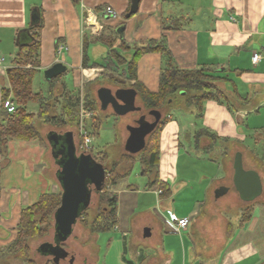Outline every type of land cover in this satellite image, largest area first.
Listing matches in <instances>:
<instances>
[{"label":"crops","instance_id":"crops-1","mask_svg":"<svg viewBox=\"0 0 264 264\" xmlns=\"http://www.w3.org/2000/svg\"><path fill=\"white\" fill-rule=\"evenodd\" d=\"M107 7L114 10L113 16L105 13ZM130 7V0H0V54L4 57L0 64V109L2 88L10 87L8 72L15 67L20 46L30 43L29 28L36 8L39 14L41 11L44 20L41 66L37 72L45 73V70L57 62L64 63L67 69L70 64L78 87L76 90L81 89L78 96L82 98L83 107L86 83L96 80L103 72L101 67H83L85 35L96 36L108 28L119 35V42L123 39L130 45H140L151 39H165L170 56L159 52L144 54L137 65L138 82L151 92H157L161 73L167 68H209L226 78L222 89L230 98L233 109L214 99L204 103L199 116L192 115L181 106L174 108L172 112L178 111L179 118L172 115L161 132L162 153L159 166L160 179L170 184L171 194L160 196V191L153 186L158 209L161 208L159 205L162 200L178 196L175 188L180 187V179L185 183L184 192L200 188L201 184V190L212 191L214 194L217 188L226 187L227 192L216 197L217 200L224 199L225 205L238 204L243 209L247 203L255 200L257 203L254 205L253 216L246 222H242V215L237 222H231L220 212L221 205L214 202L207 206L204 216H201V207L197 209L195 205L190 210L169 207L161 215L152 210L137 212L130 221L131 228L121 231L120 236L111 238L104 264H263L264 0H142L139 11L132 17L125 18ZM175 19L178 21L175 22ZM120 26L125 27L123 37L118 32ZM21 33L27 39L22 40ZM255 52L261 55V60L257 63L252 59ZM89 64L92 63L89 61ZM100 65H104V62ZM109 75L112 80L98 79V87L116 80L119 84L122 81L116 74ZM120 87L125 88L123 85ZM66 88L69 93L72 92L70 95L75 94V90ZM90 90L92 92V85ZM137 99L141 101L139 95ZM167 109L161 112L162 118L170 111ZM83 112L84 109L82 114ZM87 113H91L86 118L90 119L93 113ZM184 113L197 118L196 122L189 123V128H185ZM120 119L123 123L129 121L126 117ZM191 127L196 129L191 130ZM201 129L217 134L218 142L211 147L212 140L203 137L199 141L200 147H197L194 134ZM252 130L256 138L249 143V132ZM77 134L81 137L80 128ZM191 150L200 156L218 152L219 156H223V167L212 162L209 172L200 168L201 178L197 170L194 174H182L179 170L181 156L183 152ZM1 153L0 148V160ZM238 153L242 154L244 168L257 171L261 177L263 190L252 201L241 198L234 184V161ZM172 163L175 164L174 169L170 166ZM3 165L0 163V218L1 224L11 234L17 228L23 208L14 210L10 217L1 216L5 212L1 185L5 171ZM30 195V192H26L24 197L28 200ZM198 201L200 200H195L196 204ZM117 208L116 232L122 227L126 228L127 224L126 219L123 225L119 205ZM169 212L180 218L189 217L188 227L180 233L176 232L168 222ZM140 219L142 221L138 223ZM252 220L255 222L254 226H250ZM130 245L132 257L129 256Z\"/></svg>","mask_w":264,"mask_h":264},{"label":"trees","instance_id":"trees-1","mask_svg":"<svg viewBox=\"0 0 264 264\" xmlns=\"http://www.w3.org/2000/svg\"><path fill=\"white\" fill-rule=\"evenodd\" d=\"M125 18H127L126 15ZM177 21L178 19H175V22ZM43 28L44 20L40 11L39 21L29 28L30 43L20 46L15 60V67L11 68L8 72L10 87L3 86L2 88V107L0 109V148L2 152L7 150L11 140L22 139L24 141H33L39 139L40 133L35 128V122L37 120L61 128L72 125L77 128V132L79 131L80 96L71 95L70 99L66 102L62 114L60 116H54L51 112V105L48 98L42 92L33 91V80L41 66V34ZM104 31L96 36L85 35L84 38L83 67H101L103 69V72L96 80L90 81L85 85L84 109L86 112L93 113V116L90 119H86L84 123V128L87 133L89 135L95 133L103 121L100 114L101 109L98 104V98L96 95H93L90 86L97 81L99 82L98 79L108 78V80H112L109 73L116 74L117 78L126 80L132 88L136 89L142 106L146 110L150 111L155 109L162 112L168 108L167 110L170 111L162 118L153 133L148 136L147 146L143 151L137 156L124 154L117 161L111 163L109 172L111 174L115 172V176L111 180H107L108 183L100 196V202L103 207L101 209L99 208L98 216L90 225L91 232L98 236L112 233L116 230L118 226L117 207L119 198L116 190L118 187L124 186L122 185L123 181L127 179L136 162L142 167L144 175L154 174L156 177L155 180L150 182V186L148 185L146 187L147 189L154 186L157 188V191H160V196H169L171 194L170 184L160 179L159 166L162 153L161 132L164 126L172 119L171 112L174 108L181 106L192 115L199 116L204 109V103L214 99L227 104L233 109L230 98L227 97L222 89L223 82H225L226 78L209 68H167L161 73L159 90L157 92H151L137 80L138 61L144 54L152 52H159L170 56L165 39H151L140 45H130L123 39L119 42L120 38L116 32L115 34L108 33V28ZM92 43L107 46L108 51L104 57V65L97 63L89 64L88 50ZM169 66L171 67L170 64ZM55 80L53 79L50 82L53 84ZM115 82L117 83V80ZM9 98L15 103L16 110L14 112H9L3 105V102ZM32 101L39 104L37 112H30L27 109L28 103ZM77 135L79 136V134ZM203 137H208L212 140L211 147L219 139L217 134L206 129H201L194 134L197 147H200L199 141ZM79 140L81 144L83 137H79ZM89 150L95 152L93 147ZM98 152L101 154L103 160L109 157L104 151ZM122 163H128L130 169L120 175L117 174V170L123 165ZM129 186L132 187L131 185ZM108 187L109 189H107ZM62 193V189L58 194L52 192L43 193L35 203L22 209L17 225L16 237L8 246L11 252L23 251L28 256L30 251L29 240L45 237L50 233L52 226L54 229V216L56 210L61 206ZM253 213L254 206L246 208L241 214L242 222L248 221L253 216ZM110 243L111 239H108L107 246Z\"/></svg>","mask_w":264,"mask_h":264},{"label":"rangeland","instance_id":"rangeland-1","mask_svg":"<svg viewBox=\"0 0 264 264\" xmlns=\"http://www.w3.org/2000/svg\"><path fill=\"white\" fill-rule=\"evenodd\" d=\"M108 33L114 34L115 31L110 29ZM21 37L22 40L27 39L24 33H21ZM107 51V46L103 44L94 45L92 43L89 51V61L91 63L99 62L100 64H102L104 62V56ZM68 62L70 63L71 60H69ZM75 83V75L73 73V69L69 64L67 71L59 75L53 85L51 83V86L50 82H48L45 77L44 71L37 72L33 80V91L42 92L50 102L52 114L54 116H60L64 110L67 100L71 97L70 93L72 94V92L69 93V91H67L66 87H68V90L70 91L75 90V94H73L74 96H78V94L81 93V89H79L80 91L76 90L78 89V87ZM106 84H108V82ZM98 85V82L92 84V93L94 96L96 95L95 90L97 89ZM81 101L79 103L80 124L83 119L82 110L84 109ZM137 105H142V102L139 99H137ZM27 109L30 112H37L39 109V104L35 101H32L28 103ZM143 109V112H148V110H146L145 108ZM109 112L111 111H106L107 114H110ZM83 113H87L85 109ZM104 113L105 112L100 113L102 118L106 116V114ZM172 113L173 117L179 118L178 111H174ZM138 115V113H131V117L126 123H123V121L117 116H106L102 121L100 128L95 131V133L90 134V136L93 138L92 146L95 150L94 157L100 163H102L106 169V181L104 188L108 183L107 180H111L115 176V172L112 174L109 172L111 163L117 161L120 156H123L124 154H130L125 150L124 147L126 139L129 135L126 127L128 126L127 124H134V118ZM183 118V122L186 125L185 128H189L190 122L197 121L196 116H192L188 113H184ZM252 123L253 119L251 120V124ZM78 127L80 128L81 126ZM35 128L40 133L39 139H35L30 142H26L22 139L11 140V143H9L7 150L1 153L2 158L0 160V163L1 165H6H3L5 171L3 172V176L1 178L3 191L2 204L5 209H3V211L5 212L1 213V216L3 218L10 217L14 210L17 211L20 208H24L29 206L30 204H33L43 193L52 192L58 194L61 191V185L57 178L58 165L55 161V158L53 157L47 135L51 131L73 130L78 140L77 133L79 131L77 132V128L72 125L61 128L59 126L39 120L35 122ZM190 129L194 130L196 128L191 127ZM249 134L250 136L248 141L250 143V141H252L256 137L253 135V130L250 131ZM98 151L106 152L109 157L106 160H103L101 154H99ZM163 153H165V151ZM138 154L132 155L137 156ZM222 157L223 156H219L218 152L206 154L203 156H200L192 150L187 151V153L183 152L179 162V170L182 174H194V171L197 170L198 174L200 173L201 178L202 170H200V168L203 170L205 169L209 172L212 162L220 164V166L223 167L222 163L224 159ZM122 164L123 165L118 168L117 174L121 175L130 169V165L128 163ZM207 165L209 166L207 167ZM170 166L172 169H174L175 164L172 163ZM222 171L223 169H221V172ZM155 179L156 177L154 174L144 175L142 167L138 162H136L127 179L123 181L122 185L124 186L121 185L122 187H118V189L116 190L119 194L118 205L121 211L123 225L125 224L127 219L126 228L122 227L120 231L101 234L99 235V237L97 234L91 232L90 225L98 216L99 208L101 209L103 207L100 202V196L101 193L104 192V188L102 192L93 194L90 206L80 217L72 234L65 241L67 249L69 251L75 252V264H84V262H86V264H104V258L106 256L105 254L108 250V239L120 236L119 234H121V231L130 229V221L137 212L141 213L145 210H152L155 214L161 215V213H165L169 207H178L179 210H190L191 206L195 205L197 209H200L201 207V216H204L207 212V206L214 202L218 204V206L221 205L220 212L223 215H226L231 220V222H237L241 216L240 211L243 212L246 208L254 206L257 203L256 200L254 202L247 203L248 205H245L246 207H244L243 209L242 207L238 206V204L231 206L225 205L224 199L217 200L214 192H205L204 190H201V188H203V184L200 185V188L184 192L185 189L183 188V185L185 183L183 182V179H180L178 183L180 187L175 188L178 196L175 199L168 198L162 200L159 205L161 206V208L158 209V205L156 203L157 197L154 194V188H150L151 190L149 191L145 189L148 185L150 186V182ZM129 185H131L132 187H130ZM107 189H109V187ZM26 192L31 193L30 197L28 198L29 201L24 197V194ZM174 200L176 201L174 202ZM195 200L204 202L202 203L198 201L196 204ZM256 213V215L258 216V209ZM1 219L2 218H0V264H50L51 257L49 255L41 254L39 246L43 242L52 241L55 227L53 229L52 226L50 233L45 237L30 239V251L28 253V256H26L23 251H18L15 253L10 251L11 249L8 246L15 239L17 228H14L13 232H11L10 234V231H8L6 227L1 224ZM253 219H255V217ZM141 221L142 219L138 220L137 222L141 223ZM254 223L252 220L250 222V226ZM168 236H170V234ZM253 239L255 240V238ZM261 250H264V248H261ZM132 255L133 252L130 245L129 256L132 257Z\"/></svg>","mask_w":264,"mask_h":264},{"label":"water","instance_id":"water-1","mask_svg":"<svg viewBox=\"0 0 264 264\" xmlns=\"http://www.w3.org/2000/svg\"><path fill=\"white\" fill-rule=\"evenodd\" d=\"M130 1L131 7L126 15L127 18L139 11L142 0ZM39 18V10L36 8L32 13L31 26L37 23ZM124 28V26H120L118 29L121 37H123ZM66 70L67 66L64 63L57 62L45 70V77L52 80ZM137 95L134 88H117L113 91L109 87H100L98 90L102 108L106 109L111 103L114 112L119 116L140 110V107L136 106ZM161 118V111L154 109L141 115L137 120L138 125H128L129 135L125 142V150L130 154H138L143 151L147 146V137L156 129ZM47 138L53 147L52 153L58 165L57 178L63 193L61 206L56 210L54 216L57 243L43 242L39 250L43 255H54V262L62 264L64 258L72 257L73 254L61 248L58 243L66 241L72 234L79 217L91 204L92 192L99 193L103 190L106 169L103 164L93 158L89 150L77 153L72 131H53L48 133ZM234 169V184L241 198L246 201L255 200L263 190L258 172L244 168L241 153L235 156ZM225 192H227L226 187L217 188L216 197Z\"/></svg>","mask_w":264,"mask_h":264},{"label":"flooded vegetation","instance_id":"flooded-vegetation-1","mask_svg":"<svg viewBox=\"0 0 264 264\" xmlns=\"http://www.w3.org/2000/svg\"><path fill=\"white\" fill-rule=\"evenodd\" d=\"M118 82H119V80H118ZM110 85V86H109ZM109 85H101V86H99L98 87V89H97V91H96V95H97V98H98V90H99V88L100 87H109V88H111L113 91H115L117 88H122V87H120V86H122L123 85V87H125V88H129L130 86H129V84H127V81L126 80H123L122 79V81H120V84L119 83H116V82H112L111 84H109ZM112 86V87H111ZM113 87H115V88H113ZM98 104H99V107H100V109H101V113H103V112H105L104 114H106V116H110V115H114V116H117V117H119V115H117L115 112H114V109H113V107H112V104L111 103H109V105L107 106V108L106 109H103L102 108V103H101V101L99 100V98H98ZM136 106H138V107H140V110H138V111H133V112H129V113H127V114H125V115H123V116H120V118H122V117H126V118H130L131 117V113H138L139 115L138 116H136L135 118H134V124H132V125H138L137 124V120L140 118V116L141 115H143V114H146L145 112H143L142 110H144L143 108V106L142 105H137V99H136ZM85 107V106H84ZM106 111H111V112H109L110 114H107L106 113ZM149 112V111H148ZM147 112V113H148ZM105 116V117H106ZM86 121L84 120L83 121V126L85 127V123ZM160 123V122H159ZM127 125H130V124H127ZM159 125V124H158ZM157 128V127H156ZM126 129H127V127H126ZM61 131H63V130H61ZM71 131V130H70ZM51 132H53V131H51ZM51 132H49V133H51ZM55 132H60V131H55ZM73 132V135H74V141H75V145H76V148H77V153L78 154H80L81 152H83V151H85L84 149H82V147H81V144H80V140H79V137L80 136H78V140H77V138H76V136H75V132L74 131H72ZM147 139H148V137H147ZM51 146V145H50ZM51 151H53V147L51 146ZM90 151V150H89ZM91 152V154H92V156H93V158L97 161V162H99L95 157H94V152L93 151H90ZM53 154V153H52ZM54 157V156H53ZM56 161V160H55ZM100 163V162H99ZM105 186V185H104ZM103 191V190H102ZM101 191V192H102ZM100 193V192H99ZM93 194H98V193H96V192H92V196H93ZM92 196H91V202H92ZM81 216H82V214H81ZM80 216V217H81ZM80 217H79V219H80ZM79 219H78V221H79ZM56 232L54 231V234H53V239H52V241H47L49 244H55V243H57V240H56ZM59 244V246L61 247V248H63V249H65L66 251H68L69 253H72L73 254V256L71 257H67V258H64L63 259V261H62V264H75V252H73V251H69L68 249H67V246H66V242L64 241V242H60V243H58ZM40 247V246H39ZM50 257H51V264H56L55 262H54V255H52V254H50L49 255ZM84 264H86V262H84Z\"/></svg>","mask_w":264,"mask_h":264},{"label":"built area","instance_id":"built-area-1","mask_svg":"<svg viewBox=\"0 0 264 264\" xmlns=\"http://www.w3.org/2000/svg\"><path fill=\"white\" fill-rule=\"evenodd\" d=\"M105 13L108 16H113L114 10L111 7H107ZM252 59H253L254 63H257L259 60H261V55L259 53L255 52L253 54ZM3 61H4V57H2L0 54V64H2ZM3 105L5 108H7V110L9 112H14L16 110L15 103L13 102V100L11 98L4 101ZM89 116H91V113H85V114L83 113V119H82V122L80 124V126H81L80 132H81V136L83 137V142H82L81 147H82V149H87V150L92 148L93 138L85 130V128L83 126V121ZM168 222L171 224V226H173V228L175 229L176 232L180 233V232H182V230H184L188 227V225L190 223V218L189 217L180 218L175 213L169 212Z\"/></svg>","mask_w":264,"mask_h":264}]
</instances>
